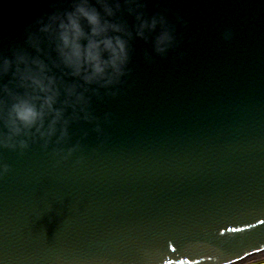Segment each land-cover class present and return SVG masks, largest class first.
Instances as JSON below:
<instances>
[{"label": "water", "instance_id": "water-1", "mask_svg": "<svg viewBox=\"0 0 264 264\" xmlns=\"http://www.w3.org/2000/svg\"><path fill=\"white\" fill-rule=\"evenodd\" d=\"M69 2L0 0V52ZM157 12L177 46L133 41L119 94L93 98L102 134L73 124L67 159L0 150L2 264L264 263V0H149Z\"/></svg>", "mask_w": 264, "mask_h": 264}, {"label": "clouds", "instance_id": "clouds-1", "mask_svg": "<svg viewBox=\"0 0 264 264\" xmlns=\"http://www.w3.org/2000/svg\"><path fill=\"white\" fill-rule=\"evenodd\" d=\"M148 4L70 0L26 27L25 47H14L10 57L0 52V150L23 153L33 144L44 150L55 144L53 155L67 159L79 147L78 142L66 154L60 147L71 139L73 124L94 123L102 134L93 98L103 102L119 94L131 74L133 41L151 44L161 58L177 46L175 27L164 13L149 16ZM125 12L135 20L131 27ZM144 59L152 62L148 52ZM9 170L0 161V176Z\"/></svg>", "mask_w": 264, "mask_h": 264}, {"label": "rangeland", "instance_id": "rangeland-1", "mask_svg": "<svg viewBox=\"0 0 264 264\" xmlns=\"http://www.w3.org/2000/svg\"><path fill=\"white\" fill-rule=\"evenodd\" d=\"M262 264H264V263H262Z\"/></svg>", "mask_w": 264, "mask_h": 264}]
</instances>
